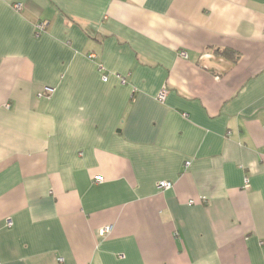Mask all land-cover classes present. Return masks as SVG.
<instances>
[{"label":"crops","instance_id":"1","mask_svg":"<svg viewBox=\"0 0 264 264\" xmlns=\"http://www.w3.org/2000/svg\"><path fill=\"white\" fill-rule=\"evenodd\" d=\"M0 264H264V0H0Z\"/></svg>","mask_w":264,"mask_h":264},{"label":"built area","instance_id":"2","mask_svg":"<svg viewBox=\"0 0 264 264\" xmlns=\"http://www.w3.org/2000/svg\"><path fill=\"white\" fill-rule=\"evenodd\" d=\"M15 7H16V8H19V4H16ZM36 28H37V30L41 31V30L44 29V24H43V23H39V24L36 25ZM182 55H184V53H182ZM103 78H104V80L106 79V77H103ZM165 95H166V92H165L164 89H162V90L159 92V94H158V99H159V100H163V99L165 98ZM188 164H189V162L186 163V166H187ZM95 180H96V182H101V181H102V178H101V176H97V177L95 178ZM244 181H245V186H247L248 178H245ZM171 186H172V183H171L170 181H167V180H160V181L158 182V187L161 188V189H168V188H170ZM8 224L10 225L11 223L8 222ZM110 229H111V226H107V227L103 228L100 232H101V234H104V233H106V232H109ZM58 260H59V261H62V258H58Z\"/></svg>","mask_w":264,"mask_h":264},{"label":"rangeland","instance_id":"3","mask_svg":"<svg viewBox=\"0 0 264 264\" xmlns=\"http://www.w3.org/2000/svg\"><path fill=\"white\" fill-rule=\"evenodd\" d=\"M111 230V229H110Z\"/></svg>","mask_w":264,"mask_h":264}]
</instances>
